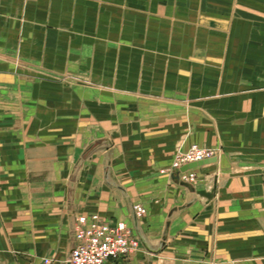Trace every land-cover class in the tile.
I'll list each match as a JSON object with an SVG mask.
<instances>
[{"label": "crops", "instance_id": "0c3cea01", "mask_svg": "<svg viewBox=\"0 0 264 264\" xmlns=\"http://www.w3.org/2000/svg\"><path fill=\"white\" fill-rule=\"evenodd\" d=\"M233 1L0 0V264L64 261L80 214L138 239L105 264H264V28ZM192 145L223 147L194 193Z\"/></svg>", "mask_w": 264, "mask_h": 264}, {"label": "built area", "instance_id": "2783aa9c", "mask_svg": "<svg viewBox=\"0 0 264 264\" xmlns=\"http://www.w3.org/2000/svg\"><path fill=\"white\" fill-rule=\"evenodd\" d=\"M206 147L192 145L187 154H177L172 162L171 171L184 165L216 157ZM181 176V175H180ZM186 180V176H182ZM137 218L146 214L145 208L139 203L132 206ZM75 246L69 256L59 264H105L108 260L126 259L139 250V241L130 228L124 223H111L97 214H80L75 218ZM45 258L42 264H51Z\"/></svg>", "mask_w": 264, "mask_h": 264}, {"label": "rangeland", "instance_id": "374dc122", "mask_svg": "<svg viewBox=\"0 0 264 264\" xmlns=\"http://www.w3.org/2000/svg\"><path fill=\"white\" fill-rule=\"evenodd\" d=\"M227 2H228L227 4L229 6H233V7L240 6V5L236 4L235 1H233V0H227ZM241 2H243V6L245 7V9H243V10L235 9L232 12L233 20H238L241 18L242 19L244 18L245 20L248 19L250 24H255L256 28H260L262 30L264 28V0H239L240 4H241ZM252 6L255 7L256 9L252 10L251 9ZM252 22H255V23H252ZM212 128L214 129L215 132L218 131L221 133V131H223V121L221 120V118L218 117L217 119L214 120V122H212ZM205 149H208V150L211 149L210 151L213 152L214 154H216V152L218 154H220V152L223 151V147H220V148L217 147V149L215 147H211V148L206 147ZM192 174L194 175V178H193L194 181L193 182L196 183L198 178L194 172H192ZM185 182H188V181L185 180Z\"/></svg>", "mask_w": 264, "mask_h": 264}, {"label": "water", "instance_id": "95a60500", "mask_svg": "<svg viewBox=\"0 0 264 264\" xmlns=\"http://www.w3.org/2000/svg\"><path fill=\"white\" fill-rule=\"evenodd\" d=\"M216 162H217V157H212V158L205 159V160H202V161H199V162H196V163H190V164L184 165V166H182L181 168H179L178 170H175V171H174V173H175L176 175H175V176L173 175V178H174L175 180H177V181L179 182V184H180L182 187L188 189V191H189L190 193H194V188H193L192 185H190V184L187 183V182L180 181V175H181V173H185V172H187V171H189V170H193V169H196V168H198V167H201V166H204V165H208V164H213V163H216ZM184 207H186V206H183V207H181V208H179V209H183ZM175 212H177V209H174V210H172V211L169 213V219L171 218V216H172ZM169 223H170V222H169V220H168V221L166 222V224H165L164 238H165V236H166L167 229H168V227H169Z\"/></svg>", "mask_w": 264, "mask_h": 264}, {"label": "bare ground", "instance_id": "6f19581e", "mask_svg": "<svg viewBox=\"0 0 264 264\" xmlns=\"http://www.w3.org/2000/svg\"><path fill=\"white\" fill-rule=\"evenodd\" d=\"M220 146V145H219ZM192 146H190L187 150H185V151H182V150H179L178 151V154H182V155H185V154H187L188 153V151L190 150V148H191ZM198 147H200V146H198ZM203 147V146H202ZM182 148V147H181ZM217 149V148H216ZM211 150V149H210ZM177 151V150H176ZM219 154L216 152V157L217 158H219V156H218ZM197 161H195V162H193V163H196ZM194 170V169H193ZM193 170H189V171H187V172H185V173H181L182 174V176H186V180L188 181L187 183H189L190 185H192L191 184V182H193L194 181V175L192 174V172H193ZM188 175V176H187ZM182 176H180L181 178H180V181H183V182H185V180H183V178H182ZM190 178V179H189ZM193 186V185H192Z\"/></svg>", "mask_w": 264, "mask_h": 264}]
</instances>
